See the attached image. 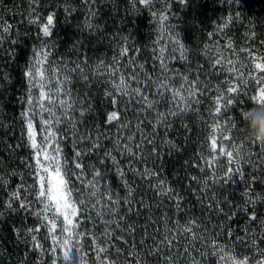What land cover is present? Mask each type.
Here are the masks:
<instances>
[{
  "label": "snow or ice",
  "instance_id": "1",
  "mask_svg": "<svg viewBox=\"0 0 264 264\" xmlns=\"http://www.w3.org/2000/svg\"><path fill=\"white\" fill-rule=\"evenodd\" d=\"M127 2L133 11L149 14L155 36L143 49L122 42L111 62H106V57L90 62L83 53L74 60L53 58L56 45L51 38L56 26L55 11L49 9L50 14L43 20L37 13L27 21L34 26L37 46L33 47L32 58L23 71L26 90L20 112L22 144L16 148L22 147L27 152L21 166L27 169L30 183L21 178L20 183L9 190V180L16 173L0 174V189L7 196V200H0V208L33 218L36 226L26 228L27 239L35 249L44 252L37 240L43 229L52 242L48 250L51 264H60V251L65 260L72 259L70 252L77 251L78 246H82L80 250H84L87 258L95 257L94 264H111L121 256L129 264H142L138 252L134 254L132 249H143L145 237L152 241L145 256H152L158 262L162 259L164 264H174L172 249L181 240L188 245L182 252L191 256V264H201L193 252L202 257H214L211 264H264V255H259L264 252L261 248L264 236L244 239L237 233L233 237L229 228L224 235L231 239L236 249L233 251L221 247L214 237L198 234L202 221L185 220L187 213L181 205L182 197L166 186L159 152L161 143L179 150L171 141L159 139L160 131L167 137L172 124L192 112L205 123L203 147L208 150V158L201 157L209 169L205 186L209 180L228 183L234 177L243 179V166L251 157L237 158L238 147L246 144L251 150L259 148L264 159V142L257 141L247 130L250 127L248 114L254 110L264 113V55H256L247 45L234 44L231 28L236 24L243 26L238 12L226 13L215 31L208 33L213 47L205 44L198 55L187 46V37L181 39L169 22L174 15L171 0ZM223 2L229 7H247V0ZM179 3L188 6L190 0H179ZM94 4L95 0H84L85 7ZM74 10L64 9L66 13ZM85 27L91 30L94 25L86 20ZM14 31L11 23H0V44L7 38L14 45L16 41L11 39ZM249 33L255 36L252 28L246 35ZM220 39L225 40L224 50L230 51L231 57L221 51ZM241 54H246V63L240 62ZM97 84L102 85L98 91L114 109L104 120L107 126L116 129L113 135L93 136L86 128L94 109L85 101L92 86ZM80 88L86 90L83 98ZM245 96L252 102L247 110L240 107ZM205 101L211 123L204 121L198 107ZM230 109L236 111L237 116H232ZM130 116L135 118V123ZM124 130H127L126 135ZM225 161L227 167L218 175L217 165ZM197 167L198 171H205ZM191 179L195 181L196 177ZM141 188L173 205L174 215L179 219L169 218L171 227L166 233L162 234L149 217L152 206L145 204L142 193L137 198ZM248 202L254 203L251 199ZM142 217L149 218L155 231L149 234L148 228L143 227L141 239L137 241L135 221ZM248 219L253 225L260 222L257 215ZM160 223L163 227L166 224L163 220ZM244 231L248 236L249 230ZM124 248L129 249L126 256ZM162 248L167 249L163 255ZM81 264H84L82 256Z\"/></svg>",
  "mask_w": 264,
  "mask_h": 264
},
{
  "label": "trees",
  "instance_id": "2",
  "mask_svg": "<svg viewBox=\"0 0 264 264\" xmlns=\"http://www.w3.org/2000/svg\"><path fill=\"white\" fill-rule=\"evenodd\" d=\"M65 8L75 10L66 13ZM49 9L54 10L56 14L54 36L51 38L56 45L53 58L62 57L68 61L76 59L83 53L90 58V62L97 57H106V62H111V57L122 42L126 41L129 46L143 49L155 36L154 22L149 14L133 11L127 0H95L94 6L89 7L84 6V0H62V2L61 0H0V23H11L12 28L16 30L11 35V39L16 41L14 45L10 44L7 38L0 44V169L3 170L0 174L16 173V176L9 180V190L18 185L21 178L30 183L27 169L21 166V162L27 157V152L22 147L16 148V145L22 144L20 112L26 90L23 71L32 58L33 47L37 46L33 38L34 26L29 25L27 21L35 18L37 13L43 20L47 14H50ZM171 10L174 13L170 16L171 26L180 33L181 39L187 37L185 40L187 46L198 55L203 52L205 44L210 48L213 47L212 38L208 33L215 31L216 25L223 22L226 13L237 12L243 21V26L236 24L231 28L230 34L234 44L239 47L247 45L256 55H264V0H247L246 8H240L239 5L229 7L223 0H190L188 6L181 5L179 0H171ZM91 12L97 15L92 16ZM86 20L94 25L93 29L85 27ZM250 28L255 31L254 37L250 33L246 35ZM99 30H102L104 35H101ZM219 44L224 55L231 57L232 53L224 50L225 40L220 39ZM245 55L241 54L240 62H247ZM101 87L102 85L99 84L93 85L85 101V103L90 102L94 109L86 124L87 130L91 131L93 136L98 133L113 135L116 132L115 128L104 123L107 113L114 109L103 97V93L98 91ZM85 91L80 88L82 98ZM242 100L240 107L247 110L252 102L247 96L242 97ZM198 107L204 121L211 123L207 115L208 102H202ZM230 114L237 116V112L231 109ZM260 114L255 110L248 114L250 127L247 130L251 134L257 123L260 129L264 130V116ZM129 119L133 123L136 122L131 116ZM220 123L223 124V119ZM184 125L188 126L187 129ZM237 125L239 126V120ZM129 128L131 129V125ZM81 131L84 132L85 129L82 128ZM204 131L205 123L200 116H194L192 112L179 122L173 123L168 129L167 137L161 130L159 139L171 141L179 150L171 149L161 143L160 164L163 166L166 186L182 197L181 205L187 213L185 220L191 218L202 221L198 234L214 237L221 247L226 246L235 251L231 239L224 235L229 228L233 237L237 233L244 239L252 235L264 236V159L261 158L259 148L251 150L243 144L240 146V157L245 160L251 157V161L243 166L244 178L234 177L228 183L219 181L213 183L209 180L208 185L205 186L204 181L208 179L209 169L204 162V159L208 158V150L203 147ZM124 134H127V130H124ZM224 147L227 148V145ZM197 166L203 167L205 171H198ZM225 167H227L226 161L217 165L218 175ZM193 176L196 177L195 181L191 179ZM141 193L145 204L152 206L149 217L157 223L162 234L166 233L171 227V219H179L174 215L173 205L163 197H156L152 192L144 191L143 188L136 194L137 198H140ZM250 199L254 203H249ZM0 200H7L3 189H0ZM0 212L3 213L0 215V264H51L48 250L52 242L46 238L43 229L37 240L45 249L44 252L35 249L27 239L26 228L36 226L33 224V218L26 214L22 215L19 211L9 213L6 207L0 208ZM252 215L260 217V222L256 225L248 219ZM161 220L166 223L164 227L160 223ZM180 222L183 224L184 220ZM135 227L137 241L141 239L143 227L148 228L149 234L155 231L148 217L135 221ZM245 229L249 230L248 236H245ZM18 231L19 235H17ZM129 243L131 244V241ZM196 244L199 247V242ZM81 247L79 252L82 254L84 264H94L95 257L84 256ZM149 247H152V241L150 237H145L144 248H136L132 251L134 254L138 252L142 264H164L162 259L158 262L152 256H145V250ZM183 247L188 245L181 240L172 249L174 264H191V256L183 254ZM261 248H264V244ZM122 251L126 256L129 249L124 248ZM161 252L163 255L167 249L162 248ZM177 252H180L179 256ZM58 255L60 264H67L68 260L63 258V251L58 252ZM192 255H195L201 264H211V260L214 259L211 256L202 257L194 252ZM259 255H264V252ZM111 264H129V261L121 256L111 261Z\"/></svg>",
  "mask_w": 264,
  "mask_h": 264
},
{
  "label": "clouds",
  "instance_id": "3",
  "mask_svg": "<svg viewBox=\"0 0 264 264\" xmlns=\"http://www.w3.org/2000/svg\"><path fill=\"white\" fill-rule=\"evenodd\" d=\"M260 115L264 116V113H261ZM252 135L256 138L257 141L264 142V130L260 129L259 123L256 124L255 129L252 132ZM237 152H238L237 158H240V147H238Z\"/></svg>",
  "mask_w": 264,
  "mask_h": 264
},
{
  "label": "rangeland",
  "instance_id": "4",
  "mask_svg": "<svg viewBox=\"0 0 264 264\" xmlns=\"http://www.w3.org/2000/svg\"><path fill=\"white\" fill-rule=\"evenodd\" d=\"M79 247L80 246L77 247V251L73 250L71 252L72 259L68 260L67 264H81V256H82V254L79 252Z\"/></svg>",
  "mask_w": 264,
  "mask_h": 264
}]
</instances>
